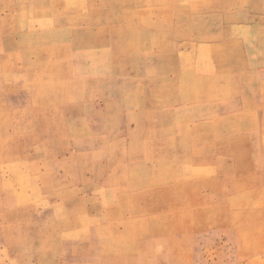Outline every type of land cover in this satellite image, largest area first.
Instances as JSON below:
<instances>
[{
	"label": "rangeland",
	"instance_id": "obj_1",
	"mask_svg": "<svg viewBox=\"0 0 264 264\" xmlns=\"http://www.w3.org/2000/svg\"><path fill=\"white\" fill-rule=\"evenodd\" d=\"M262 63L264 0H0V264H264Z\"/></svg>",
	"mask_w": 264,
	"mask_h": 264
},
{
	"label": "crops",
	"instance_id": "obj_2",
	"mask_svg": "<svg viewBox=\"0 0 264 264\" xmlns=\"http://www.w3.org/2000/svg\"><path fill=\"white\" fill-rule=\"evenodd\" d=\"M183 15L186 17V13L185 12H184ZM185 17L183 18L184 19V21H183V27L179 26V28H178L179 30L177 31V38H178V41L177 42L174 41V40H172V38L170 37L171 35H169V34H165L163 32L162 33L159 32V34H157V35H160L162 37L163 45H165L164 46L165 47L164 49L166 51L177 52L178 55H184V56H185L186 53L183 52L182 50L187 49L186 48L187 33H186V27H185L186 26ZM160 25H162L161 27H164L166 24L160 22ZM246 29H248V31H251L252 30V28H250V27L249 28L248 27H244L243 30H246ZM255 30H257V29H255ZM213 34H215V33H213ZM227 40H230V39L228 38ZM219 45L220 44L214 45V47H218L219 48ZM231 45H232L233 48H235V46H239V47H242L243 46L244 47V44L243 43H240V42H237V41L236 42H231V40H230V42L228 41L227 43L223 44L222 46H231ZM251 59H252L251 58V55H247V54H244V58H242V55L239 56L236 59L234 57V59H232V60H230V58H229L227 60V66L228 67H234V68L235 67H250L251 66L250 65L251 64L250 63ZM262 65H264V63H262ZM183 66H185V65L183 63H180L179 62L178 68H182ZM180 71H181V69H180Z\"/></svg>",
	"mask_w": 264,
	"mask_h": 264
}]
</instances>
